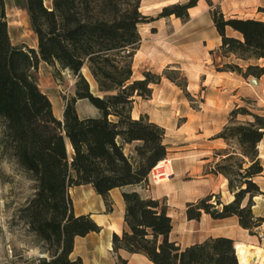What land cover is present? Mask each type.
I'll return each instance as SVG.
<instances>
[{"label": "trees", "instance_id": "obj_1", "mask_svg": "<svg viewBox=\"0 0 264 264\" xmlns=\"http://www.w3.org/2000/svg\"><path fill=\"white\" fill-rule=\"evenodd\" d=\"M141 1L50 0L46 4L25 0L36 50L11 42L5 0H0V147L34 181L35 190L16 210L13 222L25 227L46 254L25 259L26 264H84L81 256L72 257L75 238L98 232L101 226L91 213L75 214L69 189L79 185H90L102 197L106 213L113 210L110 191L120 189L124 227L121 234H112L115 252L142 254L154 264H239L231 238L208 237L185 247L171 240L173 224L165 198L144 196L138 189L149 185L150 172L166 158L168 146L163 143L164 127L147 114L132 116L134 96L150 98L151 84L159 83L162 76L182 90L187 87L167 73L170 65L162 74L144 71L142 78H133V60L141 42L138 24L150 20L140 10ZM197 2L166 5L156 19L174 16L186 21L188 8ZM206 2L222 56L246 62L264 58L263 20L226 16L218 4ZM228 28L240 37L227 35ZM39 61L76 77L62 119L54 115L50 98L32 75ZM84 67L96 92L82 73ZM216 70L256 78L264 73L263 67L251 63L246 71L235 63ZM79 99H86L99 114L79 116ZM238 115L250 119L238 120ZM215 137L226 146L214 149L209 172L226 178L233 199L225 203L208 194L187 202L186 217L198 220L203 212L214 219L236 216L242 228L255 234L264 221L252 211L253 198L264 197V187L256 181L264 170L258 149L264 137V115L236 105ZM118 264L128 260L119 255Z\"/></svg>", "mask_w": 264, "mask_h": 264}, {"label": "rangeland", "instance_id": "obj_2", "mask_svg": "<svg viewBox=\"0 0 264 264\" xmlns=\"http://www.w3.org/2000/svg\"><path fill=\"white\" fill-rule=\"evenodd\" d=\"M45 3L49 4L50 0H45ZM140 10L143 14L145 13L144 15H148L150 20L138 24L141 42L140 51L133 64V78H142L144 71L162 74L167 66H161L167 58H180L181 56L178 53L179 51L171 48V46L177 45V40L167 36L173 29L174 19H156L162 8L147 10L140 7ZM5 11L11 42L17 45H32L37 50V38L31 28L29 16L25 9V0H5ZM197 23L205 30L206 34L209 32L210 24L204 18H200ZM204 44L205 47L203 48V55L199 58V64L192 63L190 60L185 61L188 67L196 70L195 75H198L194 88L189 86L188 74L186 75L184 70L181 74L176 71L174 65H170L167 73L174 77L177 83L184 86V89L187 83L186 90H182L175 83H171L165 76H162L159 83L156 85L151 84V87L155 89V93L150 98L144 99L140 96H134L132 110L135 116L143 110H148L159 117L168 127L166 141L170 142L171 151H169L166 158L170 159L172 173L167 175V178L161 182H155V177L151 173L152 184L150 185L149 182L148 185L150 188L152 186L157 188V183H166L167 187H172L176 184L180 185L182 181L198 178L199 173L196 174L195 172H189V175L188 173L181 174L188 167L182 165L185 158L192 165V170L194 165H201L202 163L203 169L209 172L215 161L213 157L214 149L226 145L219 144L218 140L208 143L206 140H201L202 136L199 134L204 131L202 129L209 133L222 123L225 125L228 122L230 111L236 105L246 106L251 111L264 115V73L257 78L258 84L256 85L250 83V79L254 77L253 75L244 77V82L234 76H224L222 79L215 76L217 75V67H221L226 63L238 64L243 71H246L249 63L264 68V58L246 62L233 56H222L217 47L210 52L207 50L206 42ZM82 73L84 74L83 70ZM32 75L41 85V88L47 91V95L52 102L53 112L54 110L64 109L66 100L74 95L76 77L68 70H63L59 66H51L44 61H39L37 68L32 70ZM183 75L186 76V79ZM189 75L192 76V73H189ZM93 91L96 92L95 83ZM76 110L81 117L92 113V108L88 105H82V102L76 104ZM237 119L246 120L250 117L238 115ZM1 133L2 124L0 121V137ZM208 145H214L215 148L204 147ZM67 148L70 152L71 148L68 142ZM126 149L128 150V148ZM258 149L264 167V140L259 143ZM205 156L208 160L201 162ZM176 174L177 176L174 178ZM256 181L264 187V170L260 176L256 177ZM220 184L218 182L217 185ZM34 191V181L13 160L8 158L0 147V264H26L25 259L46 255L42 253L40 243L36 238L28 233L25 227L13 222L16 210L33 196ZM69 193L77 212L85 210L90 205L95 214H103V211L99 209V199L90 191L88 186H78L76 188L73 186ZM142 193L143 195L148 194L146 191H142ZM215 195L222 201V198L226 195V189ZM217 197H212L211 201L215 202ZM162 198H165L167 205H169L168 199L166 197ZM170 203L172 205L168 207L171 214L178 218L186 205L180 201L178 196L171 197ZM123 214L124 208H120L113 201V213L106 215V222L102 223L100 231L90 232L84 238H78L76 252L82 255L84 264L87 255L81 247L90 250L89 241L91 239L98 240L100 234H104L105 237L103 246L107 247L108 241L111 243V249L106 253V264H118L119 255L123 258L126 257L128 264H139L136 256L128 255L123 251L115 252L112 249V234L115 231L121 234L124 227ZM93 217L97 222L98 219H102L98 215ZM112 222H114V225L110 226ZM263 243L257 245L264 248Z\"/></svg>", "mask_w": 264, "mask_h": 264}, {"label": "crops", "instance_id": "obj_3", "mask_svg": "<svg viewBox=\"0 0 264 264\" xmlns=\"http://www.w3.org/2000/svg\"><path fill=\"white\" fill-rule=\"evenodd\" d=\"M186 0H142L141 1V7L148 9H160L166 5L175 3V2H184ZM144 2V3H143ZM214 4H218L222 10V12L226 16H232V17H240V18H253L257 20H263L264 21V11L259 9H264V0H212ZM193 10H196L194 13H192ZM145 14V13H144ZM147 14V13H146ZM188 15L189 18L186 21H182L180 18H176L174 16H170L169 18H162V19H171L173 18L175 23L173 26V29L171 30L170 34H167L168 37H172L173 39H176L177 45L171 46V48L176 49L175 51H179L178 53L181 55L179 57H170L167 58L166 61H164L163 66L168 65H175L178 66L181 70H184L186 72V75L188 74L189 78V86H192V88L195 87L198 75H195V69L190 68L186 65L185 61H192V63L199 64V58L203 55V48L206 47L208 51L215 50L214 48L220 45L221 40L218 32L216 31L215 27L213 26L212 19L210 17L209 13V5L206 2V0H198L197 4L193 7L188 8ZM200 18H204L206 21L210 24L209 32L206 34L205 30L198 25V20ZM227 35L234 36V37H240V34L237 31H234L232 29H226ZM37 43V42H36ZM29 47H32V45H27ZM170 46V45H169ZM140 49L137 50L133 64L135 63V59L139 53ZM158 69V68H156ZM134 73V71H133ZM189 73H192V76L189 75ZM217 76L216 78H224L226 77H236L240 78V80L245 81V78L235 72L230 71H216ZM235 74V75H234ZM169 80V79H168ZM170 81V80H169ZM173 83V82H171ZM40 89L47 94V91L45 89L41 88V85L38 84ZM156 85V84H155ZM237 89V88H236ZM155 89L152 87V94L154 95ZM207 101V100H206ZM79 102H82V105H88L92 108V113L87 114L84 116H96L99 114L98 110L91 105L86 99H79L77 100L76 104ZM62 110L58 111V115H55L58 119H62ZM140 114H147L150 121L157 123L158 125L164 127L165 129V135L163 139V143L168 146V155L169 151H171V147L169 146L170 142L166 141L167 135H168V127L163 123V121L154 115L152 112L148 110H143L142 112L137 113L136 117L133 114L132 110V116L134 118H137ZM80 115V114H79ZM81 116V115H80ZM224 123H222L220 126H218L216 129L214 128L213 131H210L209 133L205 132V129H202V131L199 135L202 137L201 140H206L208 143H211L214 140H218L219 144H225L224 141L220 138H216V134L221 130ZM264 140V137L262 141ZM205 148H215L214 145H208L204 146ZM129 148V146H127ZM203 156V155H202ZM208 160L207 157H203L202 161ZM183 166H188L184 169V171L181 174H186L189 172H195L198 174V178L192 179V180H186L182 181L180 185H174L167 187L166 183H157V188H150V186H147V188L140 189L139 191L142 193V191H146L148 194L144 196H150L153 198H162L166 197L168 199L169 205H172L171 197L175 198L178 196L180 198V201L184 205H186L187 202L196 201L197 199L204 197L208 194H217L220 192H223L224 189H226V195L224 198H222L223 202H229L231 200L230 192L227 188V183L224 185V176L221 174H213L208 172L207 170H204L203 164L201 165L197 164L194 165V169L192 170V165L188 162V159L185 158ZM210 171V169H209ZM151 173L149 175V182L150 185L152 184V178ZM203 173V174H200ZM177 174L174 175V178H176ZM218 182L221 184L218 186ZM79 186H88L90 188V191L94 193L96 198L99 199V209L100 211H103V214H95L93 210L91 209L90 205L85 210H80L77 212L75 205L74 206V212L75 214H82V213H91V216L98 215L102 219L106 220V215H109L113 213V210L109 213L105 212V204L102 199V197L94 192L92 187L90 185H79ZM166 186V187H165ZM78 186H74L76 188ZM71 189V188H70ZM69 189V190H70ZM143 194V193H142ZM110 197L113 199L114 204L116 203L120 208H124V203L121 195V191L119 188H114L110 191ZM254 205L252 206V211L254 215L260 216L264 218V198L262 196H255L253 198ZM168 205V206H169ZM174 205V204H173ZM186 208V207H185ZM185 208L182 209L180 215L178 218H175L173 214L170 212V208L168 207V214L172 218V230L169 234V238L173 241H175L177 244H179L182 247L191 245L196 242H201L205 240L208 237H217V236H224L231 238L234 243L237 241H242L247 244H253L257 245L264 242V221L262 224L255 230V234H251L248 229L242 228L238 224V218L236 216H229L225 218L220 219H214L209 214L202 213L200 218L198 220L196 219H188L185 214ZM95 220V218L93 217ZM96 221V220H95ZM97 222V221H96ZM98 225L102 226V223L97 222ZM116 232V231H115ZM89 234V233H88ZM87 234V235H88ZM85 235V236H87ZM77 236L75 238V246L74 250L72 252V256H81V254L76 252V243L78 238H84ZM261 240V242H260ZM264 244V243H263ZM119 251H123L127 253L128 255L136 256L139 261V264H154L151 261H149L144 255L138 254V253H129L123 249H120ZM126 258V257H124ZM83 259V258H82Z\"/></svg>", "mask_w": 264, "mask_h": 264}, {"label": "bare ground", "instance_id": "obj_4", "mask_svg": "<svg viewBox=\"0 0 264 264\" xmlns=\"http://www.w3.org/2000/svg\"><path fill=\"white\" fill-rule=\"evenodd\" d=\"M196 10H193L194 13ZM83 72L87 79L90 82L91 89L93 90L94 81L90 76L86 67H84ZM54 114L58 115V111L54 110ZM136 117V116H134ZM152 173L155 177V182L164 181L167 175L172 173V165L170 159H163L158 162V164L152 169ZM227 183L226 178L224 177V185ZM231 200L233 199V194L230 193ZM230 200V201H231ZM91 207V206H90ZM99 223H105L104 219H98ZM114 222L110 224L113 226ZM104 234H100L98 240H90L89 245L90 250H87L86 247H81L82 251L86 253L87 258L85 264H106V253L111 249V243L107 242V247L103 246ZM86 241V240H85ZM77 249V243H76ZM235 253L238 259L239 264H264V248L260 245L247 244L242 241H237L234 243ZM86 251V252H85Z\"/></svg>", "mask_w": 264, "mask_h": 264}, {"label": "water", "instance_id": "obj_5", "mask_svg": "<svg viewBox=\"0 0 264 264\" xmlns=\"http://www.w3.org/2000/svg\"><path fill=\"white\" fill-rule=\"evenodd\" d=\"M87 78V77H86ZM88 80V79H87ZM89 81V80H88ZM90 83V82H89ZM250 83L251 84H254V85H256V84H258V79L256 78V77H252L251 79H250ZM41 256H44V255H41ZM239 263V262H238Z\"/></svg>", "mask_w": 264, "mask_h": 264}]
</instances>
